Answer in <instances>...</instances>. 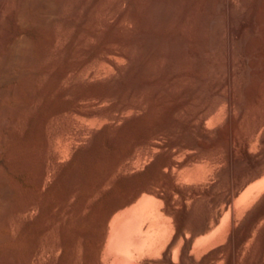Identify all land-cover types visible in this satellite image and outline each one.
Instances as JSON below:
<instances>
[{
	"label": "bare ground",
	"instance_id": "bare-ground-1",
	"mask_svg": "<svg viewBox=\"0 0 264 264\" xmlns=\"http://www.w3.org/2000/svg\"><path fill=\"white\" fill-rule=\"evenodd\" d=\"M90 1L0 0V116L42 136L14 208L0 177V264H264V0ZM80 141L110 165L47 204Z\"/></svg>",
	"mask_w": 264,
	"mask_h": 264
},
{
	"label": "rangeland",
	"instance_id": "rangeland-1",
	"mask_svg": "<svg viewBox=\"0 0 264 264\" xmlns=\"http://www.w3.org/2000/svg\"><path fill=\"white\" fill-rule=\"evenodd\" d=\"M56 1L58 2L59 0H56ZM77 1L78 0H71V2L67 4V7L65 6V9L63 7L65 13L63 11H61L62 9H60L59 12H62V13H60V16L62 14L61 17H64V18L66 17V19L67 18L70 19V18L75 17L76 14H73V13H75V12H73V10H75L74 9V7H75L74 6V3H76ZM115 1H117V0H98V3H95L93 0H91L90 1V6L92 7L94 4H97V7H98V10H97L98 15L101 18L102 17H107V19H109V21H110V20H113V16L110 15L111 13H109V11L111 10L110 7L113 5V3ZM241 1H242V3H241ZM235 2H236V4H238V3L239 4L240 3L243 4V0H239V1L237 0ZM239 4H238V6H239ZM243 5H245V2H244ZM122 7H127V4L125 6V3H124L123 5H121V8ZM5 16H4L5 19H3V22L6 20L4 22V24H7L8 25L9 24L8 16H7V14H5ZM31 33L33 35H37V33H36L35 30H31ZM41 43H42V41H40L39 39H36L33 42L34 45L32 44L34 46V48L32 46V48H33L32 49V53L36 57L39 55V51H40L39 48H40V44ZM91 46H90V49L93 48V50H96L97 47H98L97 44H92ZM115 46H117V45H115ZM118 46H120V45H118ZM81 58H82L81 56H77L76 57V59H81ZM38 64H40V63H38ZM15 83L16 82H11L9 84V86L11 87ZM18 85L20 86L21 84L18 83ZM21 89L23 90V87H21ZM23 100L24 101H27L28 100V97L27 96H23L21 99H19V101H23ZM3 101L1 103V106L2 107L4 106L3 107L4 109L6 108V114L4 113L5 115H3L1 113L2 116H0V142L2 140L1 139L2 136L5 133H9L11 136H10L9 140L6 143L0 144V177L3 176L7 180L8 190L10 191L9 192L10 193L9 199L10 200H13L12 202L14 203L13 204L9 200L8 206L11 209L12 206L14 208L15 204L17 203L18 198L20 197V193H19L20 185L22 186V188L25 191H28V189L31 186V183H30V177L31 176H30L29 172L26 169H24L23 165L25 163H28V162H31L32 161L31 148L34 145H39L40 142H41V140H42L41 128H40L41 119H40V116L39 115L38 116H35L28 123V125H25L24 126L25 127V128H23L24 129V132H22L23 135L21 137H19L18 135H15L14 133H12V131H5L4 123L11 119V116L10 115L12 113V110L15 107V104H13V103H16L17 101L15 99H13V98H6ZM81 106L85 107L86 109H92L93 107L94 108H97V107H99V106L101 107L103 105H101V104L100 105H98V104H92L90 102H82L81 103ZM43 113H46V112L43 110ZM78 119H77L78 124H80V125L84 124V122H83L84 120H82L80 118H78ZM59 122H61V121H59ZM23 129H22V131H23ZM80 142H81V146H80V143L75 144V145H77V146H75L76 148L79 146L77 148V153L75 155L72 156L71 154H68V155L66 154L65 156H63L62 158H60L61 159V161L59 160V164L60 165H58V169L56 170L57 171L56 172L57 173V177L55 176L56 177L55 178L54 176H51V177L54 178L53 179L54 181L51 180L52 179L51 177L48 178V188H47L48 191H45V194L44 195L46 196V198H47V195L50 198L48 200V198L46 199L45 196H43V198H44V200H45L46 203H47L46 200H48L49 203H51V202H53V199L55 197L58 199L61 196V194L63 193L64 188H65V184H64L65 183L64 182L65 177L69 178L70 176L72 177V175L74 174L73 175L74 177H72V179L70 177V180H74L75 178H77L76 180H78L81 177H83L85 174H87V176H89L88 173L90 174V172L91 173H94V175L91 174L90 176L91 177H93V176L95 177L96 174H98V173H96V169H97V171L99 170L101 172V170H102V172H103L110 165V163H111L110 160L112 159V154H110V153L107 152L105 154L106 156H104L103 158H105V159L109 158L110 160L107 159L106 160L107 161L106 163L104 162L105 159H103V161L101 160V164H97V166L98 165H101V168L99 166H98L99 168L97 166H94L96 163H94V161L92 160L93 158L90 157L91 155L86 152L89 149L88 148V145L86 144L87 142L86 143L84 141H80ZM86 147L88 149H83V148H86ZM80 148H82V149H80ZM254 151L257 152V150H254ZM85 156H86V160H85ZM109 161H110V163H108ZM61 162L63 164V167H62ZM102 163L104 165H102ZM146 163L148 164L149 162L146 161ZM76 166L79 167V168H76ZM145 166L146 165L144 163V165L142 166L143 169H142V167H139V168L141 170H144L145 169ZM59 167H61V168H59ZM92 167H93V170L95 172L89 171V170H92ZM59 169H60V171H59V174H58V170ZM72 169L74 170V172H72L73 171ZM75 170H78L79 171V172L76 171L78 173V175H77V173L75 174ZM141 170H139V171L137 170L139 173L136 170H133V171H135L136 174L140 175V174H142V171ZM71 172L73 174H71L69 176V174ZM75 175L78 176V177H76ZM61 179H62V181H61ZM14 200H15V202H14ZM49 203H47V204H49ZM2 211L3 210H1V212ZM0 234H1V229H0ZM218 244L220 245L221 243H215V244L210 245L208 247V249L206 250V252L209 249H210L209 251L215 249L216 245L219 246ZM211 248H213V249H211ZM0 253H1V249H0Z\"/></svg>",
	"mask_w": 264,
	"mask_h": 264
}]
</instances>
